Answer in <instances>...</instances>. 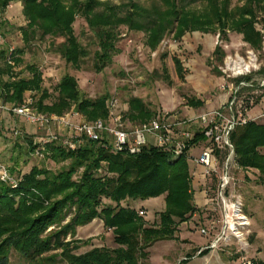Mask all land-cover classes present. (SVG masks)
<instances>
[{
	"label": "trees",
	"instance_id": "1",
	"mask_svg": "<svg viewBox=\"0 0 264 264\" xmlns=\"http://www.w3.org/2000/svg\"><path fill=\"white\" fill-rule=\"evenodd\" d=\"M13 1L16 0H0V10L5 11ZM154 1L151 7H146L138 5L136 0L120 5L110 0H22L23 14L28 20L24 36L29 37V28L33 34L40 30L42 37L64 38L58 52L69 63L79 66L89 54L74 30L77 16L81 15L96 37L97 70L112 60L121 26L145 32L146 44L152 50L170 33L180 39L187 32L218 30L225 38L229 26L242 34L251 47L262 48L264 33L256 29L255 22L259 11L264 12V0H245L234 9L231 8L232 0H204L202 9L190 7L197 0ZM17 53L16 49L12 54L7 50L0 52L3 63L0 66V97L5 102L22 103L27 99L26 92L36 91L41 96L37 101L33 99L32 105L39 112L62 115L76 104L75 109L86 120L108 117L107 96L96 100L81 97L79 83L72 75L61 79L56 87V100L46 103L51 95L43 88V74L37 67L29 66L30 77L16 76L15 66L22 62ZM215 53L222 58L225 55L221 46L216 47ZM176 62L182 70L181 61ZM259 72L264 74V66ZM13 76L17 78L13 80ZM188 103L195 107L204 105V101L195 98ZM130 106L129 116L134 122L148 121L157 114L137 97L130 100ZM22 132L16 137L26 140L31 151L36 152V135ZM232 138L239 165L259 169V178L264 183V124L250 121L237 128ZM202 139L197 136L193 142ZM40 152L54 162L70 161V164L58 172L34 166L28 173H19L22 180L17 187L0 182V264H11L13 248L28 264H146L151 257L149 248L158 241L176 239L179 224L197 210L190 193V165L186 155L174 159L170 153L156 147H147L136 155L115 153L102 142L91 140L75 150L53 142ZM103 162H107V171L115 176H96ZM77 173H80L79 178L74 179ZM163 194H166V208L160 214L158 226H146L135 208L122 205L129 199L144 200ZM16 196L20 198L19 203ZM103 198L115 205L111 203L101 208ZM45 200L51 202L45 205ZM74 207L76 213L72 220L61 225ZM98 217L104 220L107 228L113 229L118 246L94 247L85 253H76L81 246L77 239L66 241L67 235L74 237L78 226H85ZM55 224L58 228L48 231ZM210 250L203 249L199 255Z\"/></svg>",
	"mask_w": 264,
	"mask_h": 264
},
{
	"label": "rangeland",
	"instance_id": "2",
	"mask_svg": "<svg viewBox=\"0 0 264 264\" xmlns=\"http://www.w3.org/2000/svg\"><path fill=\"white\" fill-rule=\"evenodd\" d=\"M110 1L115 5H120L128 0ZM136 2L138 5L151 7L155 1L136 0ZM244 2L245 0H232L231 8L234 9L235 5H242ZM203 5L204 0H197L190 7L202 9ZM27 27L28 20L23 14L22 0L11 2L5 11L0 10V52L7 50V53H10L13 49L17 50V55L22 59L21 64L15 66L17 77H30L29 66L37 67L43 74L42 86L51 95L46 103H51L57 98L58 83L66 75H72L79 83L81 97L96 100L107 96L106 108L108 109L110 100L116 98L114 111L123 116L128 127L142 123L141 121L134 122L129 116L130 100L134 97L139 98L155 113L170 110L179 111L186 117L196 116L204 110L218 107L226 99V93L220 87L226 78L221 70L226 56L239 55L247 59L250 55L249 51H253L260 67L264 66V38L262 48L254 49L232 26L228 27L225 38L218 30L187 32L180 39L170 33L155 50L146 44L145 32L131 31L126 26H121L117 49L113 52L112 60L107 61L106 66L101 70L95 67V52L98 49L96 37L83 16H77L74 30L89 54L79 66L69 63L58 52V47L64 38L51 35L42 37L40 30L33 34L29 28V37L25 38L24 29ZM255 27L264 33L263 11H259ZM217 46L223 48L225 52L223 58L215 53ZM178 59L181 61L182 70L178 69L176 62ZM11 63L14 65V62ZM1 65H3L2 60H0ZM16 76L12 79L15 80ZM26 95L27 99L31 97L37 101L41 93L28 91ZM240 95L247 100L245 104L251 106L250 115H258L264 110V89L244 88ZM192 98L204 101V105L202 107L190 105L188 100ZM75 108L76 104H73L68 111ZM256 122L264 124L262 119ZM16 129L42 134L39 133L36 125L28 124L20 118L6 113L0 118V158L11 170H15V173H28L34 166L58 172L69 166L70 161L57 163L32 152L26 140L15 136L14 130ZM232 142L235 152L229 163L231 182L223 190V195L221 190L219 191V181L230 151H217L220 170L217 174L209 176H205L204 169L193 160L201 153V145L195 146L190 151V156L187 157L190 165V193L194 197L197 210L192 215L188 214V218L179 224L176 239L158 241L149 248L151 257L145 261L146 264H181L182 261H189L186 257L197 256V252L202 247L210 246L222 235L221 231L225 223L227 212L221 199L222 196L226 197L230 208L232 202H236L237 199L243 201L244 212L250 221L244 240L249 250L242 255L240 241L230 235L216 250L229 259L228 264H244L246 261H252L254 264L264 263V183L259 178V169L239 165L233 138ZM262 151L264 152V149ZM80 173H77L74 179H78ZM105 175L106 177L116 175L107 171V162H103L102 167L96 173V176ZM165 196L166 194L157 195L136 201L129 199L122 202V205L135 208L138 213L144 210L145 214L140 215L139 213V215L145 221L146 226H158L160 214L166 208ZM19 199L16 196L17 203ZM102 201L101 208L112 203L107 198H103ZM50 202L45 200L44 204L48 205ZM112 204L115 205V203ZM75 213L76 208L74 207L61 225L69 223ZM56 228L58 226L55 224L50 226L48 231ZM202 228H206L209 233L203 234ZM72 239H77L81 246L76 251L78 254L85 253L94 247L115 248L118 246L114 241L113 229L107 228L100 217L85 226H78L76 235L73 237L68 234L65 240L71 241ZM10 254L11 264H28L17 249H11ZM237 254L239 256L235 258Z\"/></svg>",
	"mask_w": 264,
	"mask_h": 264
},
{
	"label": "built area",
	"instance_id": "3",
	"mask_svg": "<svg viewBox=\"0 0 264 264\" xmlns=\"http://www.w3.org/2000/svg\"><path fill=\"white\" fill-rule=\"evenodd\" d=\"M249 54L247 59L239 55L226 56L221 70L227 79L223 80L220 87L227 97L218 107L204 110L196 116L186 117L179 111L163 110L148 121L128 127L123 116L114 111L116 98L110 100L108 118L89 121L76 109L62 115L39 112L33 107V99L30 97L22 103H8L0 98V118L6 113L36 125L39 133H42H34L35 144L38 145L36 153L39 155H42L40 149L53 142L75 150L86 140H91L102 142L115 153L136 155L147 147H156L177 159L182 155L190 156V151L201 145V153L193 160L204 169L203 174L209 176L220 170L217 151L229 150L219 181V191L223 195V190L231 182L229 163L235 152L232 142L234 131L250 121L264 120V110L258 115H250L251 106L246 105L247 100L240 95L244 88L264 89V74L259 72L261 67L257 56L253 51H249ZM14 134L18 136L23 132L16 129ZM197 136H202L203 139L194 143ZM21 180V175L12 172L0 158V182L17 187ZM221 199L227 212L222 235L209 247L218 249L221 242L230 235L240 241V253L244 255L249 250L244 240L250 226L249 218L244 212V203L237 199L230 208L226 197L222 196ZM139 213L144 215L145 211L141 210ZM201 232L209 233L206 228H202ZM244 264L254 263L246 261Z\"/></svg>",
	"mask_w": 264,
	"mask_h": 264
},
{
	"label": "crops",
	"instance_id": "4",
	"mask_svg": "<svg viewBox=\"0 0 264 264\" xmlns=\"http://www.w3.org/2000/svg\"><path fill=\"white\" fill-rule=\"evenodd\" d=\"M202 248L201 250L210 247L207 246L203 249ZM201 250L197 252V256H191L189 258L186 257V259H189V261H187L185 264H228L227 260L229 259H226L224 256H222L218 250L211 248V250L203 256L199 255Z\"/></svg>",
	"mask_w": 264,
	"mask_h": 264
}]
</instances>
